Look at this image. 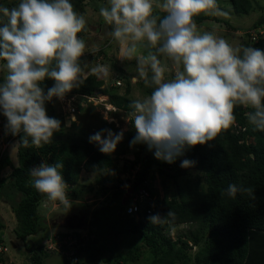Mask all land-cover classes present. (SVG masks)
<instances>
[{
  "label": "clouds",
  "instance_id": "obj_1",
  "mask_svg": "<svg viewBox=\"0 0 264 264\" xmlns=\"http://www.w3.org/2000/svg\"><path fill=\"white\" fill-rule=\"evenodd\" d=\"M157 9L163 15L154 14ZM201 14L225 13L217 0H107L99 9L112 26L109 35L120 46L122 59L136 61L132 80L151 89L129 104V122L136 132L130 146L145 144L157 160L168 164L186 148L207 144L234 125L237 105L251 109L245 113L248 123L264 131V50L234 47L213 31L198 28L194 17ZM86 24L71 0H18L10 8L0 6V61L6 70L0 82V114L7 121L6 134L19 136L21 146L51 141L61 121L47 114L45 103L54 97L62 100L82 84L85 69L92 75H108L107 66L81 61L87 45L79 34ZM95 51L99 52L94 45ZM46 79L55 83L45 92L41 84ZM99 95L105 94L84 98L91 103ZM122 139L123 131L103 129L89 142L111 154ZM194 163L184 159L180 167ZM63 166L41 162L30 170L31 183L47 202L70 209ZM126 187V192L132 188ZM238 192L251 194L252 189L230 184L222 195L235 198ZM134 193L135 189L130 197ZM129 198L123 203L127 214ZM140 213L129 215L138 218ZM165 217L174 218L175 213H156L148 220L160 224ZM0 243L7 248L0 254L8 252L10 247Z\"/></svg>",
  "mask_w": 264,
  "mask_h": 264
},
{
  "label": "trees",
  "instance_id": "obj_2",
  "mask_svg": "<svg viewBox=\"0 0 264 264\" xmlns=\"http://www.w3.org/2000/svg\"><path fill=\"white\" fill-rule=\"evenodd\" d=\"M3 1L0 0V6H4ZM84 1L71 0V3L77 12H83ZM103 1L106 5L107 0ZM229 2L232 9L239 14H247L253 9L251 0ZM154 14L163 15L157 10ZM207 18L221 21L216 15L194 17L197 23ZM226 23L230 25L229 22ZM262 25L264 14L253 25L243 30L246 36L245 46L264 50V37L252 42L250 32ZM109 27L111 31L112 26ZM231 28L236 30L234 26ZM86 33H89L88 26L79 34L80 38L85 40ZM81 61L86 63V57L83 56ZM2 63L3 61H0V66ZM86 71L87 69L83 76L84 82L73 87L65 95H78V99L105 94L118 110L128 113L131 111L129 104L137 98L131 96L130 76L124 85L121 82L122 86L106 85L101 75H92ZM2 72L0 82L3 81L6 70ZM125 76L120 75L123 79ZM54 83L53 80L46 79L41 87L46 92ZM139 85L146 94L150 93L151 89L145 88L142 81ZM80 104V100L75 102L78 119L71 120L72 126L78 131L70 135L66 132L67 127L61 125L53 137L66 134V138L42 143L39 147L33 145L25 148L18 143L17 166L9 155H4L6 151L0 156V198H11L13 194L19 197L12 206L17 225L13 229L14 237L10 239L18 250L24 247L28 251L32 264H48V258L56 252V249H50L47 243L37 246L28 244V237L38 234L43 223L39 208L45 196L35 190L30 176L31 168L41 162L62 163L64 166L60 171L65 183L71 187L80 183L83 171L102 172L113 167L112 177L105 180L104 186H116V194L121 193L122 196L119 200H112L111 204L115 203L116 206L109 204L112 206L111 211L115 208V234L118 236L119 233H124V238H134L130 241L128 251L123 254L118 243H111L112 246L103 243L98 230H89L90 235L93 234L94 237L88 240L79 231L62 233L71 235L75 240L71 244L61 246V250L72 252L71 256L61 253L65 257V264H128L138 261L143 253L149 254L147 264H264V131L256 130L248 123L245 113L251 109L237 105L234 109V125L222 130L215 140L207 144L186 148L182 156L177 157L174 163L168 164L157 160L145 144L130 146L136 135L133 125L123 131L119 150L114 151L116 154L100 152L98 144L89 142L90 137L86 136L84 126L78 125L81 110L92 103L88 102L86 106ZM48 115L60 121L64 118H60L55 111ZM104 124L106 128L103 127L100 131L112 129L116 133L121 132L112 123L104 120ZM9 137L19 141V136L9 134ZM126 144L130 151L126 149ZM129 153L134 154V159L128 157ZM184 159L194 161V166L181 168L180 164ZM121 161L123 164L120 167ZM7 166L13 168L12 172L7 176L1 175ZM156 174L161 179L163 197H157L154 187ZM114 180H117V183H114ZM125 184H130L135 193L143 187L146 188L148 197L142 200L139 197L138 202L143 203L145 209L153 207L152 215L159 213L163 216L171 210L175 217H165V222L151 224L148 220L151 215L146 211L140 213L138 218L127 214L125 208L122 213L118 203L123 204ZM230 184L251 188L252 193L238 192L235 198L222 195ZM3 189H7V192H3ZM135 193L128 203L135 197ZM122 216L125 221L120 218ZM95 221L97 226L101 225L98 215ZM184 223L192 224L193 228L179 234L175 239L171 234L172 229ZM5 228V221L0 219V242H5ZM52 240H56L55 237ZM193 246L198 247V250L192 254L190 251ZM144 247L147 249L144 250ZM0 259L3 260L2 254Z\"/></svg>",
  "mask_w": 264,
  "mask_h": 264
},
{
  "label": "rangeland",
  "instance_id": "obj_3",
  "mask_svg": "<svg viewBox=\"0 0 264 264\" xmlns=\"http://www.w3.org/2000/svg\"><path fill=\"white\" fill-rule=\"evenodd\" d=\"M251 1L253 9L247 14H239L232 9L229 0H217L219 9L222 13H225L224 15H216L221 19V21L208 18L203 20L201 23H197L195 19L194 21L198 28L213 31L216 35L228 40L234 47L245 46L246 36L243 30L253 25V23L264 14V0ZM17 2L18 0H4L3 4L5 7L10 8L15 6ZM103 5H105L103 0H85V10L83 12H78L85 16L87 21L86 26L89 28V33H86L84 36L87 45L86 53L84 55L86 57V63L90 66L99 64L108 67V75H101L104 78L106 85H119L118 80H120L124 85L125 80L128 76H130L129 82L132 85L131 96L134 98H143V96L147 94L144 92L143 88L140 87L139 83L132 80V76L137 74L136 61L122 59L120 46L113 41L112 37L109 35L111 32L109 25L106 24L103 18L99 15V9ZM157 11L159 10L157 9ZM202 15L205 14H201L199 16ZM226 22H229L230 25ZM231 26H234L236 30L232 29ZM94 45L98 47L99 52H92ZM2 67L4 70V63L2 64ZM3 70L0 71L1 74H3ZM86 73H89L88 69ZM120 75H126V78L123 79ZM167 78H170V75L166 74V79ZM79 100L81 101L80 105L86 106L88 104L87 99L84 97H79ZM91 103L92 105L88 106L84 110H81L79 114L80 119L78 121V125L84 126L86 136L90 137L97 132H100V129L105 127L104 120L109 124H114L115 128L119 129V131H125L132 127V124L129 122L128 112L124 110H116L109 102V96L99 95L94 98ZM45 108L47 114L51 111H55L60 118L62 116L64 117L61 118V125H65L67 127L66 132L68 134L78 131V129L74 128L71 124L70 118L78 119V115L72 114L70 111V103L68 104L63 100L54 97L51 102L46 103ZM6 123V118L0 114V156L2 151L5 150L6 153L4 155H9L13 164L17 166L19 164L18 140H14L9 137V134H6ZM110 130L113 133H116L115 130ZM66 137L67 135L64 134L59 137L54 136L51 140ZM125 147H127L126 149L130 151L127 144ZM116 150H119V143ZM127 155L129 158L134 159L133 153H129ZM120 163L121 167L123 162L121 161ZM12 170L13 168L11 166H7L2 171L1 175H10ZM113 171V167L102 172L90 173L83 171L80 183L75 187H68V196L71 201L70 209L60 205L59 202H46L45 197L42 206L39 208L43 223L39 228L38 234L28 237V244L31 246H37L41 243H47L50 249L55 250L58 244L52 239L58 233L79 231L81 235L88 240L89 238L94 237L93 234L90 235L89 233V230L93 229L98 230L101 234V241L103 243L106 242L108 245L111 243L113 245L118 243L120 249H122V253L124 254V251L127 252L130 241L134 240V238L131 236L124 238V233H119L118 236H116L114 229V221L116 219L115 208L111 211V205L113 204L116 206L115 203L111 204L112 200L121 199V193L116 194V186H104L105 180L112 177ZM114 181V183H117V180ZM126 186L127 184L124 185V188H127ZM154 187L156 189L157 197H163L164 189L158 174L155 175ZM1 192L2 191L0 190V193ZM3 192H7V189H3ZM125 193L123 194L125 195ZM14 195L15 194H13L11 198H0V219L5 221L6 224V228L3 231V236L5 238L4 243L10 247L8 252L2 253L3 260L0 259V264H32L28 251L24 249V247L18 250L14 244H12L10 239V237H14L13 229L17 225V218L13 212L12 206L16 204L15 199H18L19 197ZM118 205V208L121 209L122 213H124V204L118 203ZM96 215H98L101 225L97 226L95 221ZM120 218L122 221H125L124 216ZM121 227L122 226L120 225V228ZM192 228V224H179L172 229L171 234L176 239L179 234ZM71 238H69V240ZM143 249L146 250L147 248L144 247ZM197 250L198 247L193 246L190 252L193 254ZM55 251L56 252L48 258V264H65V257L61 255L64 251L59 248ZM70 252L71 251L68 253ZM64 253L68 255L67 252ZM108 254H110V252H108ZM148 260L149 254L143 253L138 261L129 262L128 264H147ZM98 264L104 263L99 262ZM193 264H195V262H193Z\"/></svg>",
  "mask_w": 264,
  "mask_h": 264
},
{
  "label": "built area",
  "instance_id": "obj_4",
  "mask_svg": "<svg viewBox=\"0 0 264 264\" xmlns=\"http://www.w3.org/2000/svg\"><path fill=\"white\" fill-rule=\"evenodd\" d=\"M251 32V41H257L260 37H264V25L259 26L253 30L250 31ZM64 102L66 103H70V111L72 113H74L76 111V105L75 102L78 101L76 96H67L65 95L64 98L62 99ZM149 193L146 190V188H141L139 189V191L135 194V197L132 199L131 203L128 205L127 207V212L129 214H138L139 212H144L146 211L149 215H152L154 212V208H148L145 209L143 208L142 204L140 202H138V198L140 197V199H145L146 197H148ZM48 200H46L47 202ZM72 236H68L62 233H58L55 236L56 240H53L54 242H57V248L61 249V246L63 244H71L72 242H74L75 240L73 238H71ZM69 238H71L69 240ZM55 248V249H57ZM7 248L3 246V244L0 243V251L6 250ZM64 252H69V250H63ZM66 254V253H65ZM69 256L72 255V252L68 253Z\"/></svg>",
  "mask_w": 264,
  "mask_h": 264
},
{
  "label": "water",
  "instance_id": "obj_5",
  "mask_svg": "<svg viewBox=\"0 0 264 264\" xmlns=\"http://www.w3.org/2000/svg\"><path fill=\"white\" fill-rule=\"evenodd\" d=\"M134 191V188H130L126 194L123 197V203H125L127 201V199L130 197V194Z\"/></svg>",
  "mask_w": 264,
  "mask_h": 264
}]
</instances>
